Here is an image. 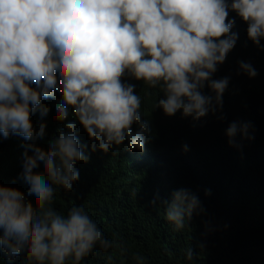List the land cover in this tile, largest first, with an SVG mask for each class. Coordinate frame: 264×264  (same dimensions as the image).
<instances>
[{"label": "clouds", "instance_id": "obj_1", "mask_svg": "<svg viewBox=\"0 0 264 264\" xmlns=\"http://www.w3.org/2000/svg\"><path fill=\"white\" fill-rule=\"evenodd\" d=\"M230 12L247 24L248 40L264 48V0H0V135L28 142L22 176L34 197L27 200L21 190L0 185V255L8 264L17 256L21 264H81L97 247L126 254V245L107 238L83 205L74 204L66 215L52 207L56 191L69 192L78 181L77 162L89 159L77 124L93 141V152L98 147L107 153L125 140L128 150L142 152L150 123L142 117L135 84L123 82L126 75L158 88L163 98L154 109L168 117L181 112L196 122L221 112L230 77L213 76L238 40ZM238 63L249 78L257 75L251 63ZM57 91L55 119L67 122L45 149L35 140L45 136L46 124L34 130L30 117L37 111L47 116L41 101L55 99ZM250 126L231 122L229 145L237 135L251 139ZM182 148L188 151L187 144ZM41 165L42 171H34ZM150 204L164 206L175 231L185 229L194 214H206L198 195L184 188L171 201L158 203L157 197ZM184 255L195 264L192 247ZM106 259L112 264L114 255ZM131 259L146 260L140 253Z\"/></svg>", "mask_w": 264, "mask_h": 264}, {"label": "trees", "instance_id": "obj_2", "mask_svg": "<svg viewBox=\"0 0 264 264\" xmlns=\"http://www.w3.org/2000/svg\"><path fill=\"white\" fill-rule=\"evenodd\" d=\"M228 19H235L232 32L238 33V40L213 76L230 77L221 112L196 122L182 118L181 112L168 117L154 109L163 98L159 89L126 75L123 82L135 84L142 117L150 123L144 150H128L125 140L107 153L98 147L93 152V141L77 124L76 135L89 159L77 162L78 181L69 192L58 189L52 207L66 215L74 204L83 205L104 235L120 240L127 249L121 256L116 250L103 252L97 247L81 264H109L110 254L112 264H134L135 253L146 258L145 264H192L184 255L190 247L198 253L195 264H264V48L248 40L247 24L235 12ZM240 61L251 63L257 75L249 78L241 72ZM203 91L209 93L207 87ZM60 98L57 91L55 99H42L49 108L47 116L42 118L37 111L30 117L34 130L46 124L45 136L35 140L45 149L67 122L55 119ZM221 115L224 118L218 119ZM233 121L250 123L252 138L237 135L236 144L230 146L225 133ZM26 143L19 136L0 135V185L17 188L27 200H34L22 176ZM185 144L188 151L182 148ZM42 170L41 165L34 171ZM181 188L198 195L206 214H194L185 229L175 231L165 219L164 206H151L150 201L157 197L158 203L171 201L172 193ZM206 190L211 194L206 196ZM21 260L17 256L12 264ZM0 264H8L2 255Z\"/></svg>", "mask_w": 264, "mask_h": 264}]
</instances>
